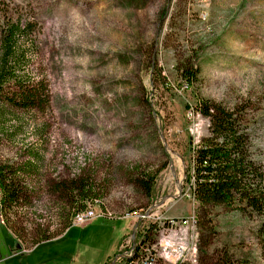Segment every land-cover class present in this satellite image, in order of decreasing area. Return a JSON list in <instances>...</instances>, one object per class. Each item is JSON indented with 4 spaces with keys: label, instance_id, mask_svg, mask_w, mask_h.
Wrapping results in <instances>:
<instances>
[{
    "label": "rangeland",
    "instance_id": "374dc122",
    "mask_svg": "<svg viewBox=\"0 0 264 264\" xmlns=\"http://www.w3.org/2000/svg\"><path fill=\"white\" fill-rule=\"evenodd\" d=\"M4 12L34 22L48 81L49 110L36 116L49 128L38 183L83 169L99 188L98 212L152 206L158 217L137 227L134 218L97 217L41 243L35 255L54 249L60 256L48 264H125L145 239L155 243L158 264H213L220 250L264 263L258 219L199 206L185 181L191 148L208 128L194 109L195 91L227 107L248 105L264 161V0H0V19ZM191 65L198 80L187 86L180 71ZM19 159L17 145H0V160ZM141 174L152 177L148 191L138 183ZM44 192L30 219L49 220L53 229L56 200ZM184 218L193 221L162 230L169 219ZM9 233L0 216L1 254L17 245ZM178 247L183 254L173 251Z\"/></svg>",
    "mask_w": 264,
    "mask_h": 264
},
{
    "label": "trees",
    "instance_id": "16d2710c",
    "mask_svg": "<svg viewBox=\"0 0 264 264\" xmlns=\"http://www.w3.org/2000/svg\"><path fill=\"white\" fill-rule=\"evenodd\" d=\"M34 28L33 21L6 12L0 19V145H17L20 153L19 160H0V216L24 247L62 234L71 226L72 216L96 199L99 190L83 169L71 177L47 179L42 186L36 180L46 161L49 129L36 116L49 110L50 92L38 61L40 46L32 39ZM180 76L187 86L194 85L198 69L187 66ZM247 107L243 102L227 107L195 91L194 109L208 120V128L191 148L185 181L199 206L223 205L256 217V237L264 243V161L254 148ZM138 183L148 191L152 177L141 174ZM42 187L56 200L58 221L53 229L49 220L30 219L31 209L42 200ZM213 264L264 263L220 250Z\"/></svg>",
    "mask_w": 264,
    "mask_h": 264
},
{
    "label": "built area",
    "instance_id": "2783aa9c",
    "mask_svg": "<svg viewBox=\"0 0 264 264\" xmlns=\"http://www.w3.org/2000/svg\"><path fill=\"white\" fill-rule=\"evenodd\" d=\"M99 204V200L95 199L92 205L88 204L87 207L84 210H81L79 212H76L71 219V226L80 225L87 223L88 221L101 217L106 216L110 218H119V219H131L134 218L137 220V223L135 227L140 223L141 220L145 219H158L157 216H155L153 212V207H149L148 209L144 211L140 210H129L121 213L120 215L111 214L110 212L105 214L102 212H98L95 209V206ZM114 215V216H113ZM193 221L191 218H184L182 220H174L169 219L167 221V224L162 228V230H165L167 228H181L188 226L190 222ZM151 226V225H150ZM149 227V226H148ZM146 233V232H145ZM19 241V240H18ZM20 244L23 246L21 241H19ZM23 248H25L23 246ZM24 251H27V249H24ZM178 254H183V249L181 250L180 247L175 248V250ZM179 254V255H180ZM125 264H158L159 259H161V256L158 252H155V243H149L147 241L142 240L138 243V245L132 250L127 256H126ZM183 258V257H182ZM193 260V259H192ZM171 263V262H170ZM161 264H167L165 260L161 262Z\"/></svg>",
    "mask_w": 264,
    "mask_h": 264
},
{
    "label": "crops",
    "instance_id": "0c3cea01",
    "mask_svg": "<svg viewBox=\"0 0 264 264\" xmlns=\"http://www.w3.org/2000/svg\"><path fill=\"white\" fill-rule=\"evenodd\" d=\"M71 228V226L69 227ZM67 228L62 234L58 235L57 237H54L52 239L42 241L33 247H31L26 252L24 251L23 246L20 244L18 240H15L17 245L15 247H10V252L7 254H1L0 252V264H48V262H55V260L60 256V252L58 250H52V251H43L37 255H35V249L39 247L41 243L46 242H56L59 241L62 238H65L67 235ZM7 229V228H6ZM123 229V228H122ZM119 229L118 234L115 238L114 244L111 248V254L114 252V250L117 247V242L119 240V237L123 235V230ZM8 230V229H7ZM9 233V230H8ZM10 234V233H9ZM11 235V234H10ZM11 237H13L11 235ZM14 238V237H13ZM3 248V247H2ZM5 249L7 246L4 247ZM34 255V256H32Z\"/></svg>",
    "mask_w": 264,
    "mask_h": 264
}]
</instances>
